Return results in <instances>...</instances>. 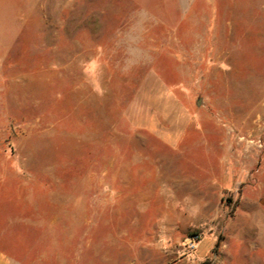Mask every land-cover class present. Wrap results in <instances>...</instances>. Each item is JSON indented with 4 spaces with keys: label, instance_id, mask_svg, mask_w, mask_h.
Here are the masks:
<instances>
[{
    "label": "rangeland",
    "instance_id": "374dc122",
    "mask_svg": "<svg viewBox=\"0 0 264 264\" xmlns=\"http://www.w3.org/2000/svg\"><path fill=\"white\" fill-rule=\"evenodd\" d=\"M13 190L86 197L85 264H264V0H0Z\"/></svg>",
    "mask_w": 264,
    "mask_h": 264
},
{
    "label": "crops",
    "instance_id": "0c3cea01",
    "mask_svg": "<svg viewBox=\"0 0 264 264\" xmlns=\"http://www.w3.org/2000/svg\"><path fill=\"white\" fill-rule=\"evenodd\" d=\"M13 192L20 196L2 207L3 214L20 223L0 224V264H85L86 197L45 190L25 199V192Z\"/></svg>",
    "mask_w": 264,
    "mask_h": 264
},
{
    "label": "clouds",
    "instance_id": "9594fccd",
    "mask_svg": "<svg viewBox=\"0 0 264 264\" xmlns=\"http://www.w3.org/2000/svg\"><path fill=\"white\" fill-rule=\"evenodd\" d=\"M135 23L132 27L125 33H118L117 44H124L127 46L126 51L128 59L125 61L126 68L134 66L142 57V50L135 46L137 45L139 39V33L142 32L143 22H144V13L139 12L134 14Z\"/></svg>",
    "mask_w": 264,
    "mask_h": 264
}]
</instances>
